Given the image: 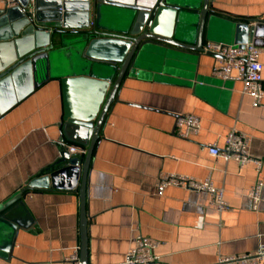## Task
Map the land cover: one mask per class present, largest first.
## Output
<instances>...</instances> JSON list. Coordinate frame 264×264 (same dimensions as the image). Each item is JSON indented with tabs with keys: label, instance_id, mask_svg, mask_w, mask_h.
Segmentation results:
<instances>
[{
	"label": "crops",
	"instance_id": "crops-1",
	"mask_svg": "<svg viewBox=\"0 0 264 264\" xmlns=\"http://www.w3.org/2000/svg\"><path fill=\"white\" fill-rule=\"evenodd\" d=\"M212 5L225 19L247 20L249 42L264 48V0ZM175 58L162 73L125 77L106 113L87 176L89 264L121 262L137 235L158 244L155 264H213L264 246V190L256 212L247 197L257 181L264 183V99L254 106L241 95V82L214 78V57L180 65ZM259 63L264 90V54ZM62 113L60 84L50 79L0 117V204L74 147L61 140ZM188 115L199 118L201 130L180 139L175 121ZM232 130L249 138L250 154L262 162L259 172L208 154V146L222 148ZM168 175L209 177L224 189L228 209L218 211L205 192L167 187L158 195V179ZM23 204L15 235L0 222V245L12 242L0 264H68L80 244L78 192H31Z\"/></svg>",
	"mask_w": 264,
	"mask_h": 264
},
{
	"label": "water",
	"instance_id": "water-1",
	"mask_svg": "<svg viewBox=\"0 0 264 264\" xmlns=\"http://www.w3.org/2000/svg\"><path fill=\"white\" fill-rule=\"evenodd\" d=\"M213 0H11L0 11V117L39 86L60 84L59 160L0 204V222L13 230L31 192L75 190L79 194L80 258L88 263L85 196L88 170L106 113L125 77L162 73L173 58L201 56L205 42H249L247 20L225 19ZM55 45H59L55 48ZM171 59H173L171 61ZM72 74H69L71 73ZM13 239V238H12ZM13 241V240H12ZM12 242L0 245L7 259Z\"/></svg>",
	"mask_w": 264,
	"mask_h": 264
},
{
	"label": "built area",
	"instance_id": "built-area-1",
	"mask_svg": "<svg viewBox=\"0 0 264 264\" xmlns=\"http://www.w3.org/2000/svg\"><path fill=\"white\" fill-rule=\"evenodd\" d=\"M2 4L11 0H0ZM203 53H212L218 58L211 69V75L222 81L241 82L240 93L251 98L253 105L258 106L264 99L262 87V65L259 57L264 54V48L255 46L252 42L245 44H222L205 42L202 46ZM176 135L180 139H189L199 134L200 120L196 116H182L175 121ZM250 141L246 136L235 130L229 132L225 138L224 146L218 148L216 144L208 146V154L220 158L224 162L233 161L240 168L253 164L257 172L261 170L262 162L254 159L250 154ZM70 154L81 153L77 147L69 148ZM167 187H175L194 192H205L211 197V204L218 211H225L228 205L224 200V189L213 186L210 178L203 181L186 176L168 175L158 179L157 193L162 195ZM264 183L257 181L247 192L253 211H257L261 201ZM202 220L199 219L198 226ZM158 244L141 235L134 238L133 247L126 253L121 262L114 264H155L159 256L155 253ZM68 264H82L80 248L76 247L65 259ZM213 264H264V246L260 245L254 253L241 256L219 257Z\"/></svg>",
	"mask_w": 264,
	"mask_h": 264
},
{
	"label": "rangeland",
	"instance_id": "rangeland-1",
	"mask_svg": "<svg viewBox=\"0 0 264 264\" xmlns=\"http://www.w3.org/2000/svg\"><path fill=\"white\" fill-rule=\"evenodd\" d=\"M215 43H218V42H215ZM223 44V43H222ZM226 45H230V44H226Z\"/></svg>",
	"mask_w": 264,
	"mask_h": 264
}]
</instances>
